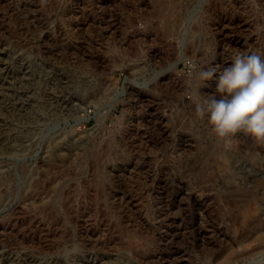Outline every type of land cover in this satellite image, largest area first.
I'll use <instances>...</instances> for the list:
<instances>
[{"label": "rangeland", "instance_id": "1", "mask_svg": "<svg viewBox=\"0 0 264 264\" xmlns=\"http://www.w3.org/2000/svg\"><path fill=\"white\" fill-rule=\"evenodd\" d=\"M250 53L264 0H0V261L264 264V143L196 112Z\"/></svg>", "mask_w": 264, "mask_h": 264}, {"label": "clouds", "instance_id": "2", "mask_svg": "<svg viewBox=\"0 0 264 264\" xmlns=\"http://www.w3.org/2000/svg\"><path fill=\"white\" fill-rule=\"evenodd\" d=\"M190 68L196 71L195 64ZM198 78L205 83L217 78L220 99L208 95L203 105H197L196 112L201 118L207 117L218 139L227 143L243 133L264 143V55L236 54L222 70L200 69Z\"/></svg>", "mask_w": 264, "mask_h": 264}, {"label": "bare ground", "instance_id": "3", "mask_svg": "<svg viewBox=\"0 0 264 264\" xmlns=\"http://www.w3.org/2000/svg\"><path fill=\"white\" fill-rule=\"evenodd\" d=\"M12 264L11 262L0 261V264Z\"/></svg>", "mask_w": 264, "mask_h": 264}]
</instances>
